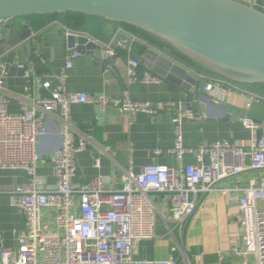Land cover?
<instances>
[{"label": "built area", "instance_id": "obj_1", "mask_svg": "<svg viewBox=\"0 0 264 264\" xmlns=\"http://www.w3.org/2000/svg\"><path fill=\"white\" fill-rule=\"evenodd\" d=\"M255 7L264 11V0H257ZM59 25L66 38L86 37L88 43L97 44L101 48L100 57L93 54L94 59L109 60L116 57L118 51L131 48V37L114 38L111 43L102 44L82 31ZM135 39L132 37V41ZM87 53L70 49L58 74H38L35 65L19 64L28 83L25 95L16 97L0 89V171H18L26 177L24 184L0 192V196H8L11 207L19 209L25 218V230L17 234L13 247L4 245L0 232V264H177L173 255L166 260L137 261L135 245L159 238V229L175 238L195 213L198 195L216 190L215 184L225 178L249 169L264 170V119L242 120L250 133L246 143L224 139L189 148L184 145L183 124L203 118L179 109L172 118L173 147L154 151L174 156L178 162L176 167L148 165L138 174L124 171L118 190L105 188L102 179L75 184L76 158L86 149L87 138L79 135L71 122L73 106L96 104L102 109L115 108L128 115L129 124L136 113L155 117L163 109L175 106L173 102H136L130 98V86L162 82L160 77L141 69L140 62L131 57L127 61V82L121 97H94L69 91V71L75 61ZM35 55L43 61L38 51ZM209 80L204 88L206 93L217 96L224 88L229 93L247 97L248 107L264 105V97L242 86L215 76ZM37 86L48 95L37 96ZM15 101L20 105V112L11 114L9 106ZM54 116L59 118L58 131L63 143L51 159L56 183L48 186L37 173L39 164L46 162L40 155L39 143L49 131V118ZM186 155H194L196 164L184 165ZM96 166L99 167V161ZM236 191L241 192L242 197L235 196ZM221 192L236 202L241 212V234L233 240L232 251L243 264H264V207L261 206L264 175L257 183ZM45 210L55 212L56 230L43 220ZM167 212L170 218L166 217Z\"/></svg>", "mask_w": 264, "mask_h": 264}, {"label": "crops", "instance_id": "obj_2", "mask_svg": "<svg viewBox=\"0 0 264 264\" xmlns=\"http://www.w3.org/2000/svg\"><path fill=\"white\" fill-rule=\"evenodd\" d=\"M248 4L250 0H235ZM259 1V0H258ZM257 0L255 1V3ZM22 25H28L32 35L26 44L31 45L28 50L18 47L10 60L11 69L5 75L0 70V89L3 93L20 97L27 92V80L19 70L18 65H35L38 74H58L63 68L66 56L70 50L67 39L61 28L60 19L54 20L45 16H32L18 20ZM9 22H5L6 24ZM102 44H108L114 38L122 40L131 37L130 50L118 51L112 59H94L93 54L100 50H89L88 53L75 61L69 71L68 89L71 92H85L94 97L119 98L126 88L127 61L134 58L140 62L141 69L151 72L161 78L160 84L146 86H130V98L136 102H173L174 107L166 108L158 116L151 117L144 113L132 115L129 124L128 115L122 111L108 107L102 109L96 104L75 105L71 109V122L78 130L79 135L87 138L86 149L77 155V176L75 184H89L96 179H102L105 188L120 189L121 176L124 171L131 170L134 174L141 172L148 165H168L176 167L177 159L163 152L155 154L157 149L173 147L175 129L172 122L174 112L186 107L188 92L181 89L177 83L169 81L150 71L142 60L145 52L152 49L171 62L177 63L176 54L163 51V45L147 34L132 31L120 24L112 23L99 18H92L87 22V28L82 31ZM132 37H136L132 41ZM35 51L40 53L41 59L35 58ZM15 57L20 60L15 61ZM37 57V56H36ZM35 60L37 65L35 64ZM38 60V62H37ZM40 61V62H39ZM14 63H19L14 65ZM180 64V63H177ZM197 74L199 68L195 67ZM213 75L205 74L200 77L198 88L208 83ZM245 90L264 97V85L242 86ZM37 96H47L48 93L35 87ZM211 98L206 108H199V100L194 99L191 111L203 119L188 121L183 124L184 145L197 148L207 142L216 140H230L241 144L250 140V133L244 128L242 120L252 118L260 121L264 119V105L251 104L248 107V98L229 93L224 88L217 96L204 92ZM20 112L18 101L9 106V113ZM59 118H49V131L40 139V155L46 160L40 163L37 173L48 186L56 183L54 165L51 162L55 152L60 149L63 138L58 131ZM78 135V136H79ZM99 161V167L96 162ZM184 165L196 164L194 155H186ZM264 175V170L249 169L237 176L225 178L215 184L216 190L208 195H198L197 209L186 220L181 234L175 238L167 233H159V238L136 243L134 258L137 261L166 260L174 256L177 264H243L231 249L233 240L241 234L239 223L241 212L239 205L231 201L221 191L226 189L242 188L251 183H257ZM26 182V177L18 171H0V192H7ZM234 195L242 197L241 192ZM261 206L264 207V202ZM162 208V207H161ZM166 217L170 218L167 212ZM43 220L50 228L56 230L55 212L45 210ZM25 230L23 213L11 207L6 195L0 196V232L6 247L16 244L17 234ZM163 230V229H159ZM176 248V250L173 249Z\"/></svg>", "mask_w": 264, "mask_h": 264}, {"label": "water", "instance_id": "obj_3", "mask_svg": "<svg viewBox=\"0 0 264 264\" xmlns=\"http://www.w3.org/2000/svg\"><path fill=\"white\" fill-rule=\"evenodd\" d=\"M255 1L0 0V70L8 74L16 49L25 48L32 35L28 25L18 20L81 14L134 28L159 41L164 52L176 54L180 64L148 49L142 63L188 92L186 101L190 105L186 104L184 111L196 110L191 107L194 99L199 100L203 110L211 98L204 95L206 83L199 88L197 84L206 73L240 87L264 85V11L255 7ZM66 39L70 49H101L88 43L86 37L71 35ZM26 48L30 50L31 45L26 44ZM18 60L20 57H15ZM195 67L202 75L197 74Z\"/></svg>", "mask_w": 264, "mask_h": 264}, {"label": "trees", "instance_id": "obj_4", "mask_svg": "<svg viewBox=\"0 0 264 264\" xmlns=\"http://www.w3.org/2000/svg\"><path fill=\"white\" fill-rule=\"evenodd\" d=\"M54 20L60 19V21L67 27L72 30L84 31L87 28V22L92 19L93 17L83 16L81 14H63V15H52V16H45ZM124 28L140 32L134 28H130L127 26L122 25ZM38 62V60H37ZM36 63V60H35ZM37 64V63H36Z\"/></svg>", "mask_w": 264, "mask_h": 264}]
</instances>
